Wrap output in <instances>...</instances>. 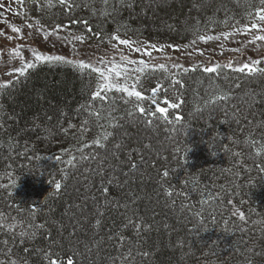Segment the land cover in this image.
Wrapping results in <instances>:
<instances>
[{
    "label": "trees",
    "instance_id": "obj_1",
    "mask_svg": "<svg viewBox=\"0 0 264 264\" xmlns=\"http://www.w3.org/2000/svg\"><path fill=\"white\" fill-rule=\"evenodd\" d=\"M42 1L48 4V0ZM51 2L54 8L44 14L51 21H42L43 26L67 24L95 43L110 39L117 29L121 38L184 43L242 24L264 8L260 0H127L131 8L121 7L115 0H109L107 6L101 0H72L79 7L69 11L58 0ZM105 9L110 16L100 15ZM74 20L80 23H72ZM216 74L202 70L145 74L139 88L147 96L160 83L168 90L158 93V102L166 96L180 103L178 109H168L172 123L156 119L148 127L138 114L127 115L135 100L125 104L122 93L108 94L115 100L113 115L119 127H110L107 119H101L103 127H99L86 112H78L89 100L96 75L69 64H39L0 91V214L7 216V223L23 222L36 207L35 222H46V229L29 243H21L18 236L13 240V233L0 230V241L8 240L7 247L12 249L10 256L0 253V260L46 264L42 253L34 249L58 241L51 250L61 253L63 264L70 248L80 253L76 264H264V105L244 104L245 108L231 100L253 88L264 95V75L260 81L227 69ZM173 80L181 83L170 86ZM218 94H226L228 99L206 106ZM260 101L264 104L262 95ZM143 105L155 108L148 100ZM95 107H101L99 101ZM163 107L167 105L163 103ZM195 110L204 116L189 120ZM211 110L217 113L208 114ZM176 116L181 117L180 122ZM85 118L90 120L89 130L81 132ZM70 123L77 127L69 128ZM105 130L113 135L106 141V149H99L92 140ZM117 142L123 145L118 155L124 161L117 175L127 184L110 187L108 200L112 203L106 205L99 178L86 169H96L105 156L109 163L118 164L111 156ZM175 148L180 151L174 153ZM128 152L131 162L138 165L134 172L129 168ZM91 154L97 158L80 159ZM72 157L73 171L65 166ZM165 170L169 171L167 178L162 175ZM54 180L63 185L58 194L50 183ZM78 180L84 185L79 186ZM165 188L181 195L169 197ZM231 207L243 208L246 222V217L243 221L232 218ZM97 219L101 224L94 227ZM135 224L140 225L139 230L132 226ZM20 230L17 226L14 233ZM25 247L30 251L24 252ZM4 248L0 243V249Z\"/></svg>",
    "mask_w": 264,
    "mask_h": 264
},
{
    "label": "snow or ice",
    "instance_id": "obj_2",
    "mask_svg": "<svg viewBox=\"0 0 264 264\" xmlns=\"http://www.w3.org/2000/svg\"><path fill=\"white\" fill-rule=\"evenodd\" d=\"M13 3L23 5L24 0H12ZM38 2V0H37ZM101 2L107 6L109 4V0H101ZM116 4L120 5L121 7H128L131 8L132 4L128 3L127 0H115ZM58 3L60 6L65 7L67 10L71 11L72 8L74 7H79V5H76L72 2V0H58ZM260 3L264 5V0H260ZM48 6L52 7L53 4L51 0H48ZM0 9H4L5 12L8 11H13L14 15H21L19 11H14L9 4L5 3H0ZM116 9L113 8V11ZM95 14V13H94ZM100 15L103 17L110 16L111 13L108 12L106 9L100 12ZM256 16L260 21H264V8H260L256 12ZM4 23H8L6 20V17L4 20L0 21ZM39 21H37V24ZM72 23H80V21L74 20ZM85 25L88 24L87 21H83ZM8 26L11 29V32L16 33L19 38H23V33L22 29L20 27H17L14 24L8 23ZM28 28H32V24H27L26 25ZM63 25H56V29L53 31H57L60 28H62ZM257 30L258 32H264V27L261 25H258L256 23H252L251 28L245 27L244 32L247 33L251 30ZM237 31H240L237 29ZM88 32L91 33L92 29L89 27ZM119 29H117L116 32L112 33L110 35V39L113 41H117L120 45H125L127 46L130 50L137 52V53H142L144 56L151 57L152 52L149 51V49L156 50V51H163L165 45H157V44H152L148 43L146 45L140 46V42L132 41L129 39H121L120 35H118ZM51 35V33H45L44 34V39L47 40L48 36ZM97 36L100 35V33H96ZM225 39H227L232 33H223ZM0 36H5L9 41L13 39L12 36L7 35L6 32L3 29H0ZM75 40H79L83 43L84 38L81 36H75L73 37ZM219 36H204V35H198L197 38L193 41H191L192 45H195L197 40L199 41H210V40H219ZM256 41H264V35H255L253 36L252 40L250 43H255ZM167 47L172 48L174 50H178V46L176 45H167ZM185 47H188L187 45ZM32 56L34 57V60L36 62L40 63H66L69 64L73 67H76L80 70H88L91 73L96 74V84L94 89L90 92L89 95V100L86 104H83L80 106L79 109H77L78 112L83 111L86 112L88 117H92L97 126L103 127L102 125L99 124L101 119H107V123L110 127L115 128L119 127L120 125L116 122L117 117L113 115L114 109L112 108V105L115 103L114 99L109 98V93L115 91L118 93H122L123 95L121 96V99L124 101L125 104L129 103L131 98H134L135 103L133 104V110L128 111L127 115L128 116H133V115H139L141 116L145 123L148 126H151L153 123V120L159 119L163 120L166 123H172L171 120H169L168 117V109H178L180 107L179 102H172L169 100L166 96L163 99V103L167 105V107H162L160 106V103L157 102V96L158 93L161 91H164L165 93L167 92V88H164L162 84L157 83L155 87L151 88V95L146 96L143 91L137 90V87L141 85V78L145 71L147 69H151L152 71L156 70H163L167 71V67L165 64H149L146 62L144 59H130L127 56L121 55L120 57V62H117L115 59L112 60H105L103 57H101L98 61V65H94L90 62H87L85 60H70L67 57L63 55H52V54H45L41 53L35 49H32ZM200 55H203V52L198 50ZM230 51L234 52H239L241 49L236 48V49H230ZM10 56L13 58H19L21 66L10 69L6 74L11 75L13 72L17 73L19 76H24L29 69H33L37 66L36 63H33L31 61L25 62L24 57L20 51V46L17 45L16 48L10 50ZM264 62V60L261 59H255L251 60V62H244L240 64L238 67H233V64L230 62L227 65H220V64H214L212 66H205L202 71L204 73H217L219 69L222 67H227L232 69L235 72H240L244 73L247 72L248 74H264V68H259L257 65L261 64ZM131 65H137L136 67L132 68L129 67ZM173 67H182V65H173ZM192 71H195V68L191 69ZM184 71L187 72L189 71L188 68H184ZM123 80V83L120 81ZM12 81H0V91L8 88ZM181 81L173 80L171 82L170 86H175L176 84H180ZM179 99V98H177ZM228 99V95L226 94H218L212 98H210L209 101H206V106L208 103H215L219 101H224ZM148 100L150 101V104L155 106L154 110L151 106L146 108L143 105V101ZM99 101L101 104L100 108H96L95 104L96 102ZM105 110L107 111V117H104V112ZM62 115H66L61 111ZM175 120L177 122L181 121L180 116H176ZM90 124V120L85 118L84 120L81 121V125L79 128V131L81 132H86L88 131V125ZM69 128H76L77 126L75 124L70 123ZM65 132H67V129H64ZM113 135L112 132H109L107 130L104 131L103 135L97 136L95 139L92 140V145L98 147L99 149H106V141L109 140V138ZM83 139V138H81ZM87 146V145H86ZM116 151L111 153V156L114 160L119 161L118 164H113L108 162L107 156L101 160L100 163L97 164L96 169H86V171H90L93 173V175L97 176L100 181L99 185V191L101 195L105 198V204H111L112 201L108 200V196L110 193V188L108 186L115 185L116 187H122L123 185L127 184V180L120 181L119 176L117 175L118 172L121 171L119 165L123 164L124 161L119 159L118 153L123 149V145L119 142L114 143L112 146ZM145 147H150V145H145ZM82 151V150H81ZM133 152H139V149H133ZM180 151L179 148L174 149V153H178ZM215 155V152L212 153ZM127 161L129 163V168L134 172L138 169V165L136 163H132L131 159V152H128L127 154ZM97 156L96 154H91L90 156L86 155H81L80 159L81 160H88V159H96ZM57 160L60 159V157H56ZM75 160V157H72L67 161L68 164L72 165L75 167V164L73 161ZM144 161L141 159V164H143ZM124 176H127L128 173H123ZM163 177L167 178L169 176V171L165 170L163 171ZM68 178L67 174H64L63 179L66 180ZM54 185L55 192L58 194L62 190V183L60 180H54L50 181ZM165 194L169 197L175 195H181L179 192H174V190L170 188H165ZM95 199V198H94ZM201 203H207V201H200ZM118 206H122L125 209L129 207L127 203L123 205H119L117 202ZM30 217L27 221L23 222H17V223H7V216L4 214H0V230L8 231L10 233H13V240H15V237L18 236L20 239L21 243H29L31 241H34L38 235H40L42 230L46 229V222L45 223H36V218H37V208L33 207L30 210ZM234 215H238L240 220H244L245 216L242 212L236 211L233 213ZM102 215V214H101ZM15 221V218H12ZM129 224H131V219L128 218ZM55 223V222H53ZM26 224V227L24 225ZM101 224V221L99 219L96 220L94 227H98ZM20 226L21 230L19 233H14V229ZM128 225H125L127 227ZM134 228L139 230L140 225L135 224L132 225ZM47 236H51L50 232L45 233ZM111 239V237H109ZM121 239L123 237L121 236ZM5 248L0 249V253H3L4 255H11L12 249L8 248L9 241L4 240L0 241ZM53 244H58V241H53L52 244L49 245L48 248L45 249H34L35 251L41 252L42 253V260L46 262V264H63V262L60 259L61 253L52 251V245ZM24 252H29V248L25 247L23 249ZM68 253H71L69 255ZM65 259H66V264H76V257L80 256L79 251H73L71 248L68 249V252L65 254ZM146 255V254H145ZM0 264H6L4 260H0ZM7 264H21L20 259H9L7 261ZM23 264H27V260L25 259L23 261Z\"/></svg>",
    "mask_w": 264,
    "mask_h": 264
},
{
    "label": "rangeland",
    "instance_id": "obj_3",
    "mask_svg": "<svg viewBox=\"0 0 264 264\" xmlns=\"http://www.w3.org/2000/svg\"><path fill=\"white\" fill-rule=\"evenodd\" d=\"M44 2L42 0L41 1L38 0V2L37 0H24L23 5L21 6L19 4L13 3L12 0H0V3L9 4L11 5L14 11H19L21 13V15L18 16V15H14L13 11L5 12L4 9H0V21L4 20L6 17V20L8 23L14 24L17 27H20L23 33V38L21 39L17 36L16 33L11 32V29L8 26V23L0 22V29H3L7 35H10L13 37V39L9 41L5 36H0V81H12L13 83L15 81H18L22 77L14 72L11 75L6 74L10 69H14V68L21 66L19 58L18 57L13 58L9 54L10 50L16 48L17 45L20 46V51L24 57L25 62L31 61L33 63H36L37 66L43 63L36 62L34 60V57L32 56V51H31L32 49H35L45 54L63 55L70 60H77V61L85 60L94 65H98V61L101 57H103L105 60L115 59L117 62H120L121 55H124L130 59H136V60L144 59L150 65L163 63L166 65L167 71H163V70H156V71H162L164 73L170 71V73L172 74L183 73L184 68H188L189 70H191L192 68H195L196 70H202L205 66H212L217 63L224 66L230 62L233 64V67H238L240 64L244 62H251V60H255V59L264 60V41H256L255 43H250L253 36L264 35V32H258L255 29L247 33L243 31L245 27L251 28L252 23H256L264 27V21H260L256 15H254L255 17L254 16L251 17L250 19H248L246 22L242 24H235V25L225 28L222 31H217L215 33H209L207 35H204L206 37L207 36H213V37L219 36L220 37L219 40H210L207 42L197 40L195 45H192L191 41L195 40L196 38L193 40L184 42V43H179V44L169 43L171 45L178 46V50H174L172 48L167 47V45H169L168 43H153V42H148L146 40L138 39L134 37H131V38L122 37L121 38V39H129L132 41L140 42V46L146 45L148 43L157 44L158 46L165 45L162 52L149 49V51L152 52V55L151 57H148V56H144L142 53L134 52L130 50L127 46L120 45L117 41H113L111 39H105L103 42H100V43L89 41L87 38H85V36H82L81 33L78 34L77 32L70 30L67 24L63 25V27L57 31H53L54 29H56V24H50V25L43 26L42 25L43 22L51 21V20L44 19V14H46L45 12L51 11V9L54 8L53 6L49 7L48 4H45ZM37 21H39L38 24H37ZM27 24H32L33 27L30 29L26 26ZM237 29H239L240 31H237ZM45 33H51V35L48 36L47 40L44 39ZM223 33H232V35H230L227 39H225ZM75 36L83 37L84 38L83 43L79 40L73 39V37ZM186 45L188 47H185ZM236 48L241 49V51L239 52L230 51V49H236ZM197 49L202 51L203 55H200ZM47 64H55V62L47 63ZM63 64H66V63H63ZM174 64L182 65L183 68L173 67ZM136 66L137 65H131L129 67L134 68ZM257 67L264 68V62L257 65ZM221 69H227V70L233 71L232 69L227 68V67H222ZM221 69L218 70L217 74H219ZM156 71L147 69L145 73L143 74V76L145 74H149L152 72L154 73ZM237 73H240V72H237ZM244 73L248 74L247 72H244ZM249 75L251 78H256V79L260 78V81H262L264 74H261V75L249 74ZM250 77H248L247 79H249ZM143 81L144 80H142L141 83H143ZM120 82L123 83V80H121ZM251 83H254V85H256L255 82H251ZM141 87H143V84ZM142 89L139 88V86L137 87V90L143 91L144 94L146 95V91ZM114 92L115 91H113V93ZM115 93L118 94V92H115ZM249 93L251 95H249ZM252 93L254 95H252ZM257 94L259 95V97ZM261 95L264 98V95L262 93L257 92L253 88V89H247L246 91L241 92L240 96L233 97L232 95L231 97L233 98L231 100L232 101L234 100L236 104L243 103L242 107H245L244 104H250L251 106L261 105V104L264 105L260 101ZM158 103H160V106L163 107L162 100ZM207 113L213 114L217 112L211 110V112L208 111ZM192 116L194 117L192 118ZM202 116H204V113L200 114L199 110H195L194 112L190 114L189 120L192 119V121H194L195 117L198 118ZM143 124L145 125V127H148V125L145 124L144 122ZM188 124L189 122L187 121L183 127L185 128L184 130L185 133H186V129L189 128ZM180 125L183 126L182 123ZM29 160L32 161V158H30ZM85 161H88V160H85ZM65 166L67 169H70L72 171L75 170V168L69 165L68 163L65 164ZM242 178H243L242 176L239 177V179H242ZM78 183H80L79 186L84 185L83 181L78 180ZM110 187L115 188L116 186L112 185V186H109V188ZM102 205L104 204L102 203ZM242 210L244 211L243 208ZM236 211L243 213V211H241V207L240 208L231 207L230 216L232 218L239 219L238 215L233 214ZM245 217H246L245 219V222H246L248 218L246 215ZM242 226H246V225H242ZM92 249L89 250V253L92 251ZM85 252H87L86 248H85Z\"/></svg>",
    "mask_w": 264,
    "mask_h": 264
}]
</instances>
